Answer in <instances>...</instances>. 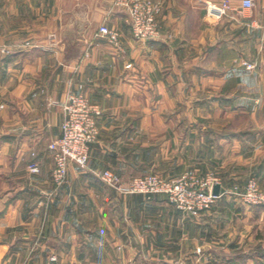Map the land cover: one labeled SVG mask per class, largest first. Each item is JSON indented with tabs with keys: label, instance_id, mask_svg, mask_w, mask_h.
<instances>
[{
	"label": "crops",
	"instance_id": "1",
	"mask_svg": "<svg viewBox=\"0 0 264 264\" xmlns=\"http://www.w3.org/2000/svg\"><path fill=\"white\" fill-rule=\"evenodd\" d=\"M223 1L220 18L209 5ZM162 2L163 36L145 40L111 0H0V264L233 262L207 246L235 247L221 231L235 211L228 190L264 172V0ZM103 23L119 29L121 50L97 35ZM80 89L102 107L100 134L88 167L71 163L54 192L49 143ZM192 164L217 171L224 191L195 218L98 175L174 176Z\"/></svg>",
	"mask_w": 264,
	"mask_h": 264
},
{
	"label": "built area",
	"instance_id": "2",
	"mask_svg": "<svg viewBox=\"0 0 264 264\" xmlns=\"http://www.w3.org/2000/svg\"><path fill=\"white\" fill-rule=\"evenodd\" d=\"M243 5L253 7L254 0H243ZM117 9L126 12L134 37L150 40L163 36L159 21L162 4L159 0H111L110 10ZM209 9L221 18L230 11L231 5L223 1L210 4ZM97 35L107 38L121 50V32L116 27L103 23ZM3 51L7 49L3 48ZM127 65L130 66L131 63ZM63 110L62 133L49 143L55 163L52 171L54 192L66 183L71 163L88 167L91 149L100 134L98 119L103 112L102 107L83 89L68 91ZM29 168L32 171H40L36 161L30 163ZM98 175L120 193H144L148 196L165 194L169 204L191 216H199L203 211L210 209L224 192L220 189L219 194L214 193L215 184L221 183L214 173H202L193 169L173 177L151 172L134 175L127 180L112 169H104L98 172ZM234 193L248 203L264 205V189L255 177L250 178L245 191L236 189ZM56 258V255H52V259Z\"/></svg>",
	"mask_w": 264,
	"mask_h": 264
},
{
	"label": "rangeland",
	"instance_id": "3",
	"mask_svg": "<svg viewBox=\"0 0 264 264\" xmlns=\"http://www.w3.org/2000/svg\"><path fill=\"white\" fill-rule=\"evenodd\" d=\"M159 1L161 2L162 9H163V2L162 0H159ZM258 107L259 109H263V111L258 113V115L256 116V123L259 127H263L264 126V103H262V105L260 104ZM182 118L183 117L180 116V119ZM193 118H194L193 121L196 122L197 120L195 119H197L198 117L193 116ZM235 119H237L239 123H244V120H245L244 116L236 117ZM246 121H248V119H246ZM260 151L261 152L258 154V156L261 159L262 157H264V147L263 148L261 147ZM190 169H193V170H196L202 173H206V172L214 173L221 180L220 184L222 187V177L214 169L203 171L201 170L200 167H198V165L192 164V165L187 166V168L183 170L181 173L186 172ZM151 172H155L160 175H163L161 172H158L155 170H151L147 173H151ZM248 174L252 176H250L247 179L245 187L241 189L240 186L234 185V187L228 190L229 191L228 193L231 194L232 196H227L228 201L225 200L226 201L225 204L230 203L232 200L234 201L235 207L233 209L235 211L234 212L229 211L228 213L226 212L227 215L230 217V220L225 224V226L221 229V231L226 232L225 239L227 240L226 241L227 243L235 242L236 245L233 249L232 247L229 249H226L227 246L225 243H221L218 245L209 244L207 246L208 252H209L208 255L211 256L213 254H217L220 257L222 256L224 257V255L225 257L226 255L233 256L235 258L233 262L232 261L231 262L234 264H264V259L262 257L264 255V205L248 203L244 201L239 195L234 193V190L236 189L238 191H245L247 189V183L252 177H255L258 180L260 187L264 189V172L263 171L261 172L260 170L258 171L257 169L256 172L253 170L249 172ZM135 175H141V174H135ZM177 175H174V176H177ZM132 176H134V174L130 175L128 178H124L123 176L122 177L123 179L127 180ZM166 177H173V176H166ZM218 201L216 203H218ZM223 201L221 200L220 203H222ZM184 214L188 217H193V218L200 216V215L191 216L186 213ZM232 217H234L235 220H232ZM227 263L228 261L226 260H221V262H219V264H227ZM191 264H207V261L206 260H200V261L196 260L195 262Z\"/></svg>",
	"mask_w": 264,
	"mask_h": 264
},
{
	"label": "water",
	"instance_id": "4",
	"mask_svg": "<svg viewBox=\"0 0 264 264\" xmlns=\"http://www.w3.org/2000/svg\"><path fill=\"white\" fill-rule=\"evenodd\" d=\"M220 189H221V184L220 183H216L214 186V193L219 194L220 193Z\"/></svg>",
	"mask_w": 264,
	"mask_h": 264
},
{
	"label": "trees",
	"instance_id": "5",
	"mask_svg": "<svg viewBox=\"0 0 264 264\" xmlns=\"http://www.w3.org/2000/svg\"><path fill=\"white\" fill-rule=\"evenodd\" d=\"M262 257H263V259H264V255H263Z\"/></svg>",
	"mask_w": 264,
	"mask_h": 264
}]
</instances>
